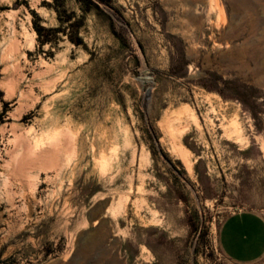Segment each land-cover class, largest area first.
Masks as SVG:
<instances>
[{
	"label": "rangeland",
	"instance_id": "374dc122",
	"mask_svg": "<svg viewBox=\"0 0 264 264\" xmlns=\"http://www.w3.org/2000/svg\"><path fill=\"white\" fill-rule=\"evenodd\" d=\"M90 1L0 0V264H264V0Z\"/></svg>",
	"mask_w": 264,
	"mask_h": 264
},
{
	"label": "crops",
	"instance_id": "0c3cea01",
	"mask_svg": "<svg viewBox=\"0 0 264 264\" xmlns=\"http://www.w3.org/2000/svg\"><path fill=\"white\" fill-rule=\"evenodd\" d=\"M218 242L235 261L255 260L264 252V221L250 212L234 214L221 225Z\"/></svg>",
	"mask_w": 264,
	"mask_h": 264
},
{
	"label": "trees",
	"instance_id": "16d2710c",
	"mask_svg": "<svg viewBox=\"0 0 264 264\" xmlns=\"http://www.w3.org/2000/svg\"><path fill=\"white\" fill-rule=\"evenodd\" d=\"M78 1H79V3H81L82 5H84L86 8L89 6L90 3L92 4V2L90 0H78ZM93 5H95V4H93ZM67 18H70V15L67 16ZM69 25H70L69 27L75 31V28H77V25L78 24H72V23H70ZM34 28H35V31L37 32L39 38L42 39L43 36L45 37V40H42L41 41L43 43L48 41L47 35L49 33L55 32V31H52L50 29L43 28L42 26H34ZM71 42L72 43H75V44H80L81 43V39H79V38H76L75 40L74 39H71ZM0 97H1V92H0Z\"/></svg>",
	"mask_w": 264,
	"mask_h": 264
},
{
	"label": "bare ground",
	"instance_id": "6f19581e",
	"mask_svg": "<svg viewBox=\"0 0 264 264\" xmlns=\"http://www.w3.org/2000/svg\"><path fill=\"white\" fill-rule=\"evenodd\" d=\"M248 2V1H247ZM253 2V1H252ZM264 6V5H263ZM248 7V6H247ZM250 7V6H249ZM264 7H262V9H263ZM17 42V40H16V37L14 36L13 37V43H16Z\"/></svg>",
	"mask_w": 264,
	"mask_h": 264
}]
</instances>
